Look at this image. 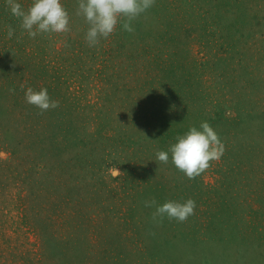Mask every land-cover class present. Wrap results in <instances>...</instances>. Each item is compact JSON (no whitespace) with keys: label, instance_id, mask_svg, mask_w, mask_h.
I'll return each instance as SVG.
<instances>
[{"label":"rangeland","instance_id":"obj_1","mask_svg":"<svg viewBox=\"0 0 264 264\" xmlns=\"http://www.w3.org/2000/svg\"><path fill=\"white\" fill-rule=\"evenodd\" d=\"M62 3L71 31L33 39L0 0V264H264V0H156L98 47ZM202 122L219 161H157ZM152 199L195 214L154 221Z\"/></svg>","mask_w":264,"mask_h":264},{"label":"clouds","instance_id":"obj_2","mask_svg":"<svg viewBox=\"0 0 264 264\" xmlns=\"http://www.w3.org/2000/svg\"><path fill=\"white\" fill-rule=\"evenodd\" d=\"M156 0H77L76 15L82 17L87 24L85 41L89 47H98L102 40H107L122 26L124 31L134 33L133 22L146 14ZM11 14L21 21L20 27L30 38L40 35H60L71 31V17L62 0H32L25 9L18 0H6ZM14 30L8 26L7 36L12 38ZM24 86L21 85V88ZM25 100L28 104L37 107L39 114L59 107V101L52 100L46 88L36 91L27 88ZM177 142L172 144L168 151H158L156 159L167 164L169 152L172 164L188 179H196L206 172L212 162H217L225 153V144L222 143L216 131L208 122H202L200 129L191 127L188 132L178 136ZM113 178L120 175L118 168L110 169ZM146 207H155L152 213L153 220L162 222L165 217L170 221L186 222L195 214L196 203L193 199L186 202L167 201L158 205L155 199L146 202Z\"/></svg>","mask_w":264,"mask_h":264}]
</instances>
